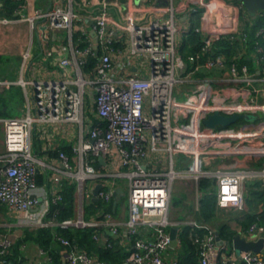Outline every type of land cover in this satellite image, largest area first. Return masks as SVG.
<instances>
[{"label":"built area","instance_id":"1","mask_svg":"<svg viewBox=\"0 0 264 264\" xmlns=\"http://www.w3.org/2000/svg\"><path fill=\"white\" fill-rule=\"evenodd\" d=\"M211 1L198 0L191 10L199 11L200 8L208 12ZM88 3L91 7L104 8L109 2L90 0ZM215 8L218 12L220 6ZM224 13H227L226 17L215 20L208 32L203 33L199 27L195 30L205 36L233 37L240 34L241 39H245L246 35L238 25L237 12ZM74 16L70 7H57L36 10L29 19L44 18L54 28H63L71 33ZM90 18L101 47L94 77L87 79L79 71L83 58L94 54L91 45L84 49L77 47L72 53L78 72L75 78L20 81L23 85L28 83L32 86L26 114L0 120L4 131V149L0 153V204L14 214L19 225L35 228L57 226L61 229L106 227L115 235L122 228L132 245L120 264H177L175 259L165 256L171 242L166 228L176 224L169 218L174 182H189L199 202L206 194H211L208 189L198 190L200 181H215L218 209L237 211L246 208L244 181H259L264 185V126L247 133L240 131V126L207 128L203 120L214 111L228 115L260 112L263 117L264 102L253 101L252 93L259 89L250 87L249 77H242L243 83L234 87L213 85L208 79H203L183 99L176 98L174 88L180 81V75L196 71L201 66H224V60L221 56H208L199 64L202 53L211 49V39L206 37L200 52L187 57L189 66L178 53L177 27L172 14L148 22H137L133 16L118 21L111 20L102 10ZM115 28L130 34L128 53L131 59L120 65V70L127 69L133 59L139 62L148 59V77H116L111 58ZM259 60L256 58L257 62ZM60 63L64 71L71 65L67 57ZM229 71L232 75L239 71L247 75L248 67H238L232 62ZM0 83L9 85V82ZM87 85L94 89L92 105L86 103L84 92ZM147 98L149 106L146 110ZM58 123L77 125L79 137L71 148V154L59 151L55 161L51 162V159L39 157L34 152L33 128L38 124ZM150 153L159 155L156 164L150 165ZM238 155L262 158L261 165L245 169H236L225 163L219 168L212 166L218 159ZM100 157L103 163L99 161ZM96 161L98 165H95ZM178 163H183V166ZM39 171L46 175L45 185L36 182ZM65 180L74 183V216L62 220L45 219L50 202L62 201ZM125 180L128 185L125 219L116 218L110 212L98 216L96 212V217L89 219L84 217L85 205L93 202L94 196L98 200L109 201L114 197L119 182ZM97 184L100 188L94 195L92 190ZM188 224L193 233L192 241L198 248L199 264H264V225L256 222L239 229V235L246 240L263 239V247L258 252H237L224 239L220 238V243L217 239L219 233L214 227L197 221H189ZM56 237L61 244L70 245L67 238L59 234ZM176 237L179 243L178 235ZM12 244L11 236L5 234L0 237V264H12L5 259ZM63 261L65 264H106L75 248L65 253Z\"/></svg>","mask_w":264,"mask_h":264},{"label":"crops","instance_id":"2","mask_svg":"<svg viewBox=\"0 0 264 264\" xmlns=\"http://www.w3.org/2000/svg\"><path fill=\"white\" fill-rule=\"evenodd\" d=\"M10 1L16 4L12 10L8 4ZM89 1L90 0H0V82H9V85L0 83V120L25 115L24 108L26 107V109H28V103L29 100H31L32 86L28 83L23 85L20 81H58L64 78H75L78 72L77 67L73 64L72 53L77 47L84 49L88 44L91 45L94 54H87L86 57L83 58V63L79 65V71L80 74L87 79H92L94 77V68L86 70L84 67L87 65L89 58L96 56L97 59L99 53H101L97 33L93 29V19L90 17L102 12V10L106 11L111 20L118 21L124 20L127 16H133L137 22H148L157 18L164 19L172 14L177 27L176 46L178 50L181 49L183 44L184 34L186 35L191 27H199L203 33H206L210 26L212 27L215 20L220 21L219 17H226L227 13L225 14V11L233 12L235 10L237 12L238 25L242 28V22L245 17H241V13H246L240 0V3H237L235 0H212L208 12H205V10L200 8L198 9L199 11L191 10L198 0H107L109 3H107L104 8L102 6L91 7L88 3ZM216 6H220L218 12H215ZM237 6L239 8H237ZM57 7H70L72 9L75 16L71 33L63 28H54L50 25L47 19L37 17L29 19V17L34 15L36 10L54 9ZM114 30L115 33L111 44V58L117 75L116 77H126L128 75L148 77V59H143L142 62L133 59L134 62L131 63L127 69L125 67V70H120V65L127 64L128 60L131 59L128 53L130 34L128 31L122 29L115 28ZM257 49L261 50L259 47L256 48V51ZM241 52H243V50H241ZM253 56H255V53ZM65 57L69 58L71 61V65L67 66L66 71L63 70L60 63ZM254 61L255 65L257 64L254 71H251L247 64H242L248 67L247 75H243L241 71H239L237 75H232L229 71V65L211 68L201 66L196 71H187L179 76L180 81L175 85L174 96L178 99H180L179 96L181 95H184L185 97L186 94L190 93L191 90L203 79H208L213 85L234 87L243 83L241 80L242 77H249L251 81L250 87L259 89V91L252 93L253 101L263 103L264 73L259 69L260 60L257 62L255 58ZM198 62L199 64L203 63V61L200 62L199 60ZM233 77L238 78H236L237 80H232ZM185 79L190 81V86L182 88L180 85ZM84 95L87 99L86 103L92 105V100L94 98L93 87L87 85L85 87ZM148 106L149 101L147 98L145 103L146 110L148 109ZM41 125H43V130L41 133H38L36 127ZM231 126H240V131H247L248 133L253 129L264 126V116L258 117L253 121L245 120L243 123ZM78 137L79 127L73 123L38 124L33 128V149L39 157H44L47 160L51 159L50 161L53 162L55 161V157H52L49 152L59 150L61 147L72 148L77 142ZM3 149L4 131L2 123L0 122V153L3 152ZM149 155L150 159L148 158V160L151 161L150 165L156 164V159L159 155L156 153H150ZM261 162L262 158L250 159L238 155L230 158L218 159L212 166L214 168H219L225 163L236 169H245L249 167H259ZM178 165L183 166V163H178ZM207 180L210 181V184L206 186L205 190H210V196L215 198L216 183L210 179ZM255 182L256 181L251 180L244 181L243 189L246 201L245 210H234L239 214L235 217L231 216V218L228 217L222 219V221L228 225L229 229L234 232L233 237L238 233L239 229L243 228L240 220L244 217V211L259 213L262 210V203H253L250 207L247 205L250 188L253 187ZM176 185H178L177 190L182 191L186 197H184V199L182 198L183 200L180 199L181 204L176 205L175 203H171L172 208L179 211L176 215H171L170 212V220L176 224L174 226H168L166 229L170 232L171 227H176V235H178V238L184 230L192 231L191 226L188 224L189 221L203 222L217 229V225L221 220L219 217V211H231V209L220 210L216 206V217L214 220L205 221V218L201 215V210L199 209L201 200L199 202L196 201L195 189H191L189 182L188 184H185L182 181H177ZM125 188L126 190L128 189L127 181H120L119 186L116 188L122 190L120 196L115 195V190L114 197L109 201H101L96 197L97 200L93 202L100 201L103 204V206L96 211L97 216L98 214L101 215L103 212H110L116 218L122 217L125 219L127 217L128 205V199L127 204L122 200ZM198 190L202 191L200 183L198 185ZM74 191L75 187L72 192L74 204L72 216L70 217H73L75 213ZM189 192H192L191 196V193ZM51 204L53 203L50 202L48 211L44 215V218L48 220L57 219L56 213L50 215ZM87 205L88 204L85 205L84 217L86 219H89L92 216L96 217V212H87ZM104 206H109L111 208L107 210L104 209ZM24 228L34 230L41 227L35 228L26 225H19L16 223V217L14 214L11 213L5 205L0 204V237L5 234L9 235L13 238L14 243V241L22 235ZM45 228H50L53 232V237L57 238V226H49ZM83 229H92L93 238L100 240L103 244L109 238H114L113 240L122 250V256H119L117 264H120L128 255L132 242L124 234L122 228L117 235L112 234L109 228L106 227L96 229L88 227ZM224 240L227 241L225 238ZM68 246L70 247L69 250L72 248L83 250L75 244L70 243ZM40 249L41 248H39L37 244L27 242L21 246L22 257H19L17 261L13 262L6 259V255L5 259L12 264H49L47 254L42 249L41 252ZM165 256L170 260L175 259L177 264L182 263L181 259L184 260V263L182 264H192L188 261L180 242L175 248H169L166 251ZM63 264H65L64 261ZM106 264L109 263L107 262Z\"/></svg>","mask_w":264,"mask_h":264},{"label":"trees","instance_id":"3","mask_svg":"<svg viewBox=\"0 0 264 264\" xmlns=\"http://www.w3.org/2000/svg\"><path fill=\"white\" fill-rule=\"evenodd\" d=\"M240 3L239 0H235ZM11 10L16 6L12 1L8 2ZM242 7H244L242 5ZM244 10V9H243ZM241 17H245L242 22V30L245 33V39H241L240 34H236L233 37L223 36V35H206L195 30V26L191 27L190 31L185 35L184 41L181 49L178 53L181 57L189 64L187 57L189 55L196 54L200 52L201 46L205 38L211 39V49L206 53H202L199 61L202 62L206 57H216L221 56L224 60V65H230L232 62L239 66L242 64H247L251 71L256 68L255 58L260 59L259 69L264 73V10L260 11L255 18L250 15L241 13ZM261 49L260 52L256 51V48ZM243 50V52H241ZM241 54H240V52ZM255 53V56L253 54ZM100 54V53H99ZM240 54V55H239ZM96 63V56L89 58L87 65L84 69L94 68ZM190 66V64H189ZM97 120H94L96 123ZM245 122V120H240L232 125H238ZM104 124V123H103ZM64 150L68 154H71L70 147H61L59 150L49 152L52 157H56L59 151ZM98 165V161L95 162ZM36 182L39 185L46 184V176L44 173L40 172L36 176ZM210 181L207 179H202L200 181V188L204 190ZM74 188V183L70 181H63L62 188V201L51 204L50 215L56 213V218L62 220L64 218L72 216L74 198L72 197V192ZM249 195L252 197V203H262V210L259 213L244 211V217L240 220L241 226L243 228L248 227L252 223L258 222L264 225V185L261 182H255L253 187L250 188ZM250 197V196H249ZM73 198V199H72ZM103 204L100 201L89 202L86 206L87 212L95 213ZM111 207L104 206V209L109 210ZM216 200L213 196L205 195L200 201L201 215L205 218L204 220L213 221L215 216ZM217 225V231L220 238L231 241L234 232H232L228 225L222 221H219ZM57 234L62 237L67 238L71 244H75L79 248L83 249L88 254L98 257V259L104 260L109 264H117L119 256H122V250L119 245L113 240L114 238H109L104 244L93 238L92 229H61L56 228ZM201 233L200 231H198ZM190 230H184L183 233L179 235L181 247L184 249V253L192 264H199L198 262V248L196 244L192 241V236ZM27 242H33L37 244L48 256L49 264H63V256L65 252L69 251V246H65L60 243V241L53 237V232L50 228L41 227L34 230H28V228L23 229V233L18 237L12 244L10 251L6 254V259L10 261H17L19 257H22L21 246ZM125 254V253H123ZM184 263V260L181 259ZM181 263V264H182Z\"/></svg>","mask_w":264,"mask_h":264},{"label":"water","instance_id":"4","mask_svg":"<svg viewBox=\"0 0 264 264\" xmlns=\"http://www.w3.org/2000/svg\"><path fill=\"white\" fill-rule=\"evenodd\" d=\"M242 4L244 5V8L248 15H250L252 18H255L257 14L264 10V0H240ZM258 117H262V113L257 114H248V113H233V114H223L219 111H214L210 113L204 120L203 125L207 128L215 129L218 126L227 127L231 126L232 124L240 121V120H246V121H253L257 119ZM99 161L103 163V159L100 157ZM100 188V184H97L95 188L92 190V193L94 195L97 194L98 190ZM122 193L121 189H116L115 195L120 196ZM97 198L94 197L92 201H96ZM170 248H175L178 245V240L176 237L177 234V228L171 227L170 228ZM217 239L220 240V243H222V240L220 237H217ZM226 244H230L237 252L240 251H254L258 252L263 247V239H260L258 241H252V240H246L244 237H241L239 233H236L235 236L232 238L231 241H225Z\"/></svg>","mask_w":264,"mask_h":264},{"label":"rangeland","instance_id":"5","mask_svg":"<svg viewBox=\"0 0 264 264\" xmlns=\"http://www.w3.org/2000/svg\"><path fill=\"white\" fill-rule=\"evenodd\" d=\"M189 82L190 81L188 79L187 80L185 79V81H183V83L180 85V87H182V88L189 87L190 86V83ZM183 97H184V95L179 96L180 99H182ZM24 111H25L24 114H26V112H27L26 107L24 108ZM85 111L87 112V107L85 108ZM181 124H183V123L181 122ZM42 126L43 125L36 127L38 133H41L42 132V130H43L42 129ZM85 127L88 128V124L87 123L85 124ZM176 183H177V181L173 185V190H172V193H171V203H175L176 205H178V204H181L180 203L181 202L180 199H182V198L184 199V197H186V195H184V193H182V191H178L177 190V186L178 185H176ZM189 193H191L190 194V196H191L192 195V192H189ZM249 196L250 197H248V202H247L248 207L252 206L251 205V203H252V197H251V195H249ZM122 200L125 202V204H127V190H126V188L124 189V194H123ZM178 211L179 210H177V209H173L172 208V205L170 204V212H171V215H176ZM237 214H239V213L236 212V211H234V210H231L229 212H225V211L220 212L219 211V217L221 219H225V218H228V217L231 218V216L235 217ZM171 215L169 214V218H170Z\"/></svg>","mask_w":264,"mask_h":264}]
</instances>
